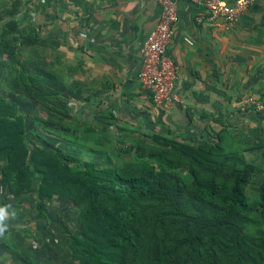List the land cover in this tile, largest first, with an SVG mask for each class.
Here are the masks:
<instances>
[{
    "label": "trees",
    "instance_id": "trees-1",
    "mask_svg": "<svg viewBox=\"0 0 264 264\" xmlns=\"http://www.w3.org/2000/svg\"><path fill=\"white\" fill-rule=\"evenodd\" d=\"M17 77L38 104L55 95L35 76L19 71ZM150 135L160 145L140 146L146 158L125 171L90 161L75 170L62 156L27 147L22 116L0 98V180L18 195L34 179L40 198L56 195L76 204L84 244L71 247L86 253V264H264V242L248 239L241 228L242 222L264 224V178L254 205L245 195L258 166L232 170L198 145ZM185 164L190 178L171 181L168 173Z\"/></svg>",
    "mask_w": 264,
    "mask_h": 264
},
{
    "label": "rangeland",
    "instance_id": "rangeland-1",
    "mask_svg": "<svg viewBox=\"0 0 264 264\" xmlns=\"http://www.w3.org/2000/svg\"><path fill=\"white\" fill-rule=\"evenodd\" d=\"M45 7L50 8L34 0H0V98L9 100L22 116L27 147L36 146L62 156L75 170L81 168L82 161H90L96 167L129 169L135 160L146 158L140 146L160 143L152 141L150 134L135 131L122 134L90 131L87 124L94 118L85 113L82 86L59 85L52 75L51 41L41 29H47L46 24L42 27L35 15ZM258 55L264 57V52ZM19 71L52 88L54 99L38 104L34 94L18 81ZM240 79L238 84L226 82L217 88L221 95L227 88L231 91L233 88L235 92L227 96L233 98L234 104L228 100L230 107L226 113H202L199 136L192 145L203 148L206 156L232 170H239L246 163L257 165L258 171L245 187L246 198L254 205L258 185L264 178V73L260 68L252 69L248 75L242 72ZM246 93L262 106L260 110L244 106ZM190 176L186 164L175 173H168L171 181ZM37 182L32 179L30 190L11 195L0 180V208L7 213L8 225L6 233L0 236V264H86V253L71 247L84 244L78 206L56 195L40 198ZM241 228L248 239L264 242L263 223L242 222ZM206 247L203 237L200 256H204Z\"/></svg>",
    "mask_w": 264,
    "mask_h": 264
},
{
    "label": "crops",
    "instance_id": "crops-1",
    "mask_svg": "<svg viewBox=\"0 0 264 264\" xmlns=\"http://www.w3.org/2000/svg\"><path fill=\"white\" fill-rule=\"evenodd\" d=\"M34 1L50 6L35 15L51 41L52 75L59 85L82 86L85 113L94 118L87 127L98 134L165 133L193 144L202 113H226L228 100L234 104L227 96L233 88L224 95L217 88L238 84L242 72L264 73V57L258 55L264 52V0H255L229 30L195 23L198 8L173 0L177 21L166 53L181 102L169 109L154 105L136 80L140 44L158 16L154 1Z\"/></svg>",
    "mask_w": 264,
    "mask_h": 264
},
{
    "label": "built area",
    "instance_id": "built-area-1",
    "mask_svg": "<svg viewBox=\"0 0 264 264\" xmlns=\"http://www.w3.org/2000/svg\"><path fill=\"white\" fill-rule=\"evenodd\" d=\"M152 1L158 6V16L140 44L136 80L140 88L149 93L154 105L167 108L181 102L174 86L175 68L166 53L177 21V12L173 0ZM185 1L198 8L193 17L195 23L229 30L255 0ZM244 103V106L251 105L255 110L262 108L251 96L246 97Z\"/></svg>",
    "mask_w": 264,
    "mask_h": 264
},
{
    "label": "clouds",
    "instance_id": "clouds-1",
    "mask_svg": "<svg viewBox=\"0 0 264 264\" xmlns=\"http://www.w3.org/2000/svg\"><path fill=\"white\" fill-rule=\"evenodd\" d=\"M7 219V213L4 208H0V236H3L7 229L8 225L5 223Z\"/></svg>",
    "mask_w": 264,
    "mask_h": 264
}]
</instances>
